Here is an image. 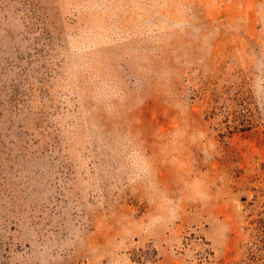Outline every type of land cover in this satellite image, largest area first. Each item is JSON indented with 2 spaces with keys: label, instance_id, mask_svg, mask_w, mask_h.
Instances as JSON below:
<instances>
[{
  "label": "rangeland",
  "instance_id": "rangeland-1",
  "mask_svg": "<svg viewBox=\"0 0 264 264\" xmlns=\"http://www.w3.org/2000/svg\"><path fill=\"white\" fill-rule=\"evenodd\" d=\"M0 264H264V0H0Z\"/></svg>",
  "mask_w": 264,
  "mask_h": 264
}]
</instances>
